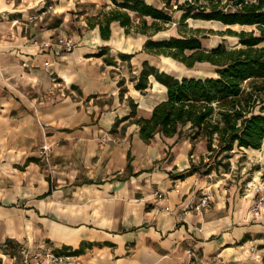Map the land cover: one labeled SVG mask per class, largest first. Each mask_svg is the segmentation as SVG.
<instances>
[{
    "label": "crops",
    "instance_id": "1",
    "mask_svg": "<svg viewBox=\"0 0 264 264\" xmlns=\"http://www.w3.org/2000/svg\"><path fill=\"white\" fill-rule=\"evenodd\" d=\"M42 1L0 0V244L68 250L69 264H256L251 248L264 259V203L255 216L252 194L190 171L205 139L144 140L134 121L166 98L152 74L134 87L144 61L176 77L215 72L171 71L176 59L143 47L159 31L117 21L107 39L86 24L71 52L43 50L66 22H48Z\"/></svg>",
    "mask_w": 264,
    "mask_h": 264
},
{
    "label": "trees",
    "instance_id": "2",
    "mask_svg": "<svg viewBox=\"0 0 264 264\" xmlns=\"http://www.w3.org/2000/svg\"><path fill=\"white\" fill-rule=\"evenodd\" d=\"M110 1L112 8L86 20L89 28L98 27L103 39L109 38L113 21L123 26L125 32L133 28L149 36L163 30L164 24L171 20L163 7L145 0ZM163 2L165 7H171L170 0ZM171 9L180 11L179 24L184 26L187 18L192 17L228 26L255 25L260 31L257 35L252 29L227 27L225 31L237 36L240 44L228 49L221 44L204 49L199 36L194 34L148 37L143 44L147 51L171 56L188 67L196 61H208L215 65V74L176 77L144 61L134 87L144 89L152 74L166 86V98L153 106L149 116L134 118L140 136L148 140L157 132L165 136L186 132L192 141L204 138L207 152L198 163L190 165V171L203 168L204 174L218 173L222 168L227 172L235 147L258 149L264 140V45H258L264 40V0H183ZM129 11L138 15L139 22H134ZM190 30L196 32L200 28ZM107 47L101 46L97 55L103 54ZM118 56L125 59L131 54L120 52ZM106 61L114 63L112 57H106Z\"/></svg>",
    "mask_w": 264,
    "mask_h": 264
},
{
    "label": "rangeland",
    "instance_id": "3",
    "mask_svg": "<svg viewBox=\"0 0 264 264\" xmlns=\"http://www.w3.org/2000/svg\"><path fill=\"white\" fill-rule=\"evenodd\" d=\"M157 7H163L170 15V22L164 24V29L156 33L153 38L161 39L170 35H198L201 45L204 49H209L221 44L224 48H233L240 46L238 37L228 34L226 25L216 20H205L189 17L186 21V26L179 24L180 11L174 10L177 3L183 0H170L171 7H165L163 0H145ZM43 9L45 10L44 16L50 17L48 22H59L63 19L66 25H62V34L73 37L75 34H80L86 28L87 17L100 13L103 15L106 11L114 5L110 0H43ZM226 2V0H222ZM228 6V4H226ZM232 8L231 6H228ZM55 10V11H54ZM56 12V13H53ZM133 17L134 22H139L138 15L129 11ZM150 21L149 17H146ZM220 22V23H219ZM233 30H253L254 34H260V31L255 25H229ZM200 28L199 31L192 32L190 29ZM264 28V27H263ZM76 43V42H75ZM258 45H264V40ZM171 71L185 74L203 75L213 72L215 65L208 61H197L189 68L184 67L176 62ZM179 62V61H178ZM185 65V64H184ZM230 168L224 172L220 168V172L214 174L212 177H223L227 185H233L241 194L246 192L252 194L255 202L259 199L260 204L264 203V140L258 149L251 150L250 148H237L235 147L232 156L229 160ZM226 173V174H225ZM262 198V199H261ZM250 207V210L252 208Z\"/></svg>",
    "mask_w": 264,
    "mask_h": 264
},
{
    "label": "built area",
    "instance_id": "4",
    "mask_svg": "<svg viewBox=\"0 0 264 264\" xmlns=\"http://www.w3.org/2000/svg\"><path fill=\"white\" fill-rule=\"evenodd\" d=\"M38 47L43 50L58 48L59 50L68 53L71 52L75 47V41L64 34L57 35L55 40H46L38 43ZM48 65V62H44ZM49 146L43 144L39 148V152L46 155ZM158 196L161 192H156ZM262 199V198H261ZM260 199L255 202L252 206L251 212L257 216L259 214ZM209 195H204L196 207L208 206ZM0 250L2 254L0 257V264H69L73 261L71 253L67 250L66 252H57L54 248L43 245L33 247L29 244L19 243L15 249H11L8 242L4 241L0 244ZM186 253H191L190 249H186ZM252 257L257 260L256 264H264V259H261L259 249L251 248Z\"/></svg>",
    "mask_w": 264,
    "mask_h": 264
},
{
    "label": "bare ground",
    "instance_id": "5",
    "mask_svg": "<svg viewBox=\"0 0 264 264\" xmlns=\"http://www.w3.org/2000/svg\"><path fill=\"white\" fill-rule=\"evenodd\" d=\"M230 25H233V24H230ZM251 150H253L254 148H250Z\"/></svg>",
    "mask_w": 264,
    "mask_h": 264
}]
</instances>
